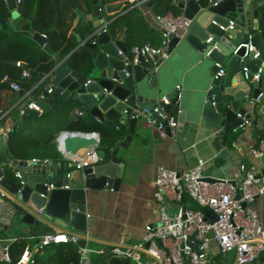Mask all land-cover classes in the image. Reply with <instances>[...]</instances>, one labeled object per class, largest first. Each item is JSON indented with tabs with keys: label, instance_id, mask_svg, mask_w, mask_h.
<instances>
[{
	"label": "water",
	"instance_id": "water-1",
	"mask_svg": "<svg viewBox=\"0 0 264 264\" xmlns=\"http://www.w3.org/2000/svg\"><path fill=\"white\" fill-rule=\"evenodd\" d=\"M5 1L14 22L0 18V23L14 30L18 20L17 0ZM80 1L90 6L91 14L76 9L78 18L91 20L93 26L86 38L77 35L79 44L70 55L84 54L77 65L70 56L63 58L50 48L46 40L49 31L41 33L31 29L30 23L20 24L19 29L31 34L55 60L46 74L31 70L26 64L23 67L40 79L39 85L52 81L54 88L51 93L45 89V98L35 101L42 112L31 107L33 98L28 97L19 99L10 112L17 111L21 122L32 123L43 113L65 104H82L90 116L107 127L121 122L124 130L127 125L128 135L114 146H103L97 131L61 132L57 137L59 149L71 159L93 148L103 159L99 164L77 170L75 162L71 169H63L58 164L16 161L9 157L8 138L0 134V225L10 229L16 227L27 234L44 226L62 231L70 229L69 232L80 239L79 246L85 247L88 240L85 233L90 221L88 200L98 191L120 189L126 170L120 151L128 148L137 126L148 122L146 114L151 113L152 118L163 122L166 131L172 134L169 121L153 111L158 103L176 122L185 108L187 116L198 127L203 123L204 128L212 132V145L217 151L222 150L221 137L231 136L242 123V119L236 117L225 124V107L245 115L248 108L241 104L248 102L264 112V107L257 104L260 95L264 98V0H213L217 5L208 0L200 3L173 0L186 17L193 19L192 24L185 34L179 30L180 37L170 35L167 58L150 52L148 61L141 60L136 65L119 54L121 50L129 55L128 32L121 37L115 36L109 28L112 21L107 22L106 14L101 10L111 0ZM145 43L150 45L146 39ZM242 43L254 47L247 56L245 47L235 53ZM180 57L191 68L188 74L194 89L191 96H185L177 88H169V68ZM149 62L154 66L148 65ZM218 63L225 67L224 74H218ZM163 97L169 104H164ZM252 123L255 126L256 120ZM18 127L19 123H16L12 130ZM257 133L253 127L252 134L257 137ZM249 164L245 157L244 170ZM206 179L217 181L210 176ZM231 182L237 183L236 180ZM191 205L188 203L185 208ZM210 214L211 210L207 211V215Z\"/></svg>",
	"mask_w": 264,
	"mask_h": 264
},
{
	"label": "crops",
	"instance_id": "crops-1",
	"mask_svg": "<svg viewBox=\"0 0 264 264\" xmlns=\"http://www.w3.org/2000/svg\"><path fill=\"white\" fill-rule=\"evenodd\" d=\"M24 1L25 0L22 2ZM22 2L20 4L17 3L18 20L15 23L17 27L12 32L16 35L13 37V40L23 41L26 37L31 38L39 46L40 50L47 55L48 59L46 62L54 64V57L44 51L42 46L33 39L31 34H26L25 31L19 29L21 26L20 24L30 23L31 29L37 31L31 19L22 15L20 10ZM172 3L174 2L172 1ZM5 4L8 8L6 1ZM35 5L36 9L41 5H46L51 9L53 13L50 17L52 30L65 35L63 36V44L58 50H54V52L56 55H60L63 58L69 57L79 44L78 36L86 38L89 34L87 30L91 29L93 26L91 20L79 19L76 9L91 14L90 6L83 4L80 0H38V4L35 3ZM163 8V6L159 7L158 0H134L133 2H129L128 0H111L108 4L109 15H106V21H114L118 17L124 16L121 22V35L123 36L128 32L126 43L129 48L134 45H145V39L149 42L150 46L156 47L159 45L162 38L157 16L162 14ZM178 11L183 13V10L179 7ZM168 13L172 12L170 11ZM90 16L91 15H89V18H91ZM8 20H13L14 22L10 11ZM50 32L51 30H49L48 36ZM48 36L46 40H48ZM70 44H73V50L67 55H64L62 50L65 46L67 47ZM83 55L82 53H74L70 56V59L73 60V64L75 63L77 65L82 60L81 57H83ZM17 62L18 61L15 62L16 65ZM185 62L184 58L180 57L172 63L173 67L169 68V75L171 77L169 88L174 89L180 86V89L177 88L178 91H181L185 96H191L194 90L191 79L188 77L191 68L187 65L188 63ZM148 65L154 66L153 62H149ZM24 70L25 68L23 67V71ZM33 70L42 72L37 69ZM35 78V82L29 89L26 88L27 82L25 84L20 82L22 90L15 91L11 87V83H19L16 79L10 81L8 87H0V134H5L7 138L8 133L16 123H19V126L23 123L20 121V113L17 111L10 112L16 102L23 97L37 100L38 95L41 94L50 83L48 81L39 85L40 79L38 77ZM257 104L264 107V98ZM241 105L251 110V104L248 102H243ZM70 106H72L70 110L69 104H65L57 110H52L53 112H59L61 116H57V118L45 123L42 130L54 132L58 137L61 132L70 131L67 126L72 121L79 120L80 118L91 120L100 126H106L90 116L88 111L82 117H75L73 115V110L82 108V104ZM182 109L183 111L178 120V128L175 131L172 130L171 135L166 130L165 135H161L148 121L147 123L137 126L136 133L128 148L121 149L120 157L122 161L126 163V170L120 189H105L98 191L88 200L87 212L90 221L88 231L85 233L88 236L86 243L88 248L102 249L107 246L112 247L117 245L132 246L142 241L145 226L149 223H156L159 218V206L155 200V179L159 166L184 171L195 166L201 158L205 161L204 174L206 176L220 178L232 177L235 174H239L241 179V177H243L241 165L244 166V158L246 157L249 159L250 164L255 163L260 168L264 169V154L259 159L253 157L252 154V149L260 148L261 142L264 140V131L262 130V126L264 125V112L261 108H254L252 113L253 118L256 120L255 128L258 130L257 137L252 134V126H248L245 130L237 131L238 134L231 145L227 142L230 136L224 135L220 139L222 145V150L220 151L215 150L212 145V132L206 130L203 123L198 127L192 118L189 117V115L187 116L185 108ZM230 113L234 114V118H236V113L233 112L231 108L225 107L224 115L227 118L225 124L230 122L228 120V114ZM117 126H120V128H117ZM121 126H123L121 122H116L115 125L112 126V128L122 136L117 142L123 140L128 135L127 125L124 126V130L121 129ZM36 130L38 131L39 129L33 128L27 133L35 134ZM57 137L55 140L59 149ZM60 152L62 153V160L55 163L52 162L51 159L49 163L58 164L63 169L66 165L71 167L69 163L71 158L61 150ZM83 154L84 153H80L77 157H81ZM9 157L16 161L21 160L14 157L10 150ZM23 161L29 164L34 163L32 159ZM49 163L44 164L46 165ZM240 179L239 181H241ZM252 207L258 213L259 220L264 228V195L258 197L256 201L253 202ZM1 215L2 206L0 205V218ZM43 230L45 232L62 231L60 229L48 228L47 226H44ZM69 230L70 229H66L65 232H69ZM20 232L21 231L16 227L10 229L9 226L4 228L0 225V237L5 239L12 240L18 237ZM29 241L35 243L37 238H29ZM94 255L96 254H93L92 258Z\"/></svg>",
	"mask_w": 264,
	"mask_h": 264
},
{
	"label": "built area",
	"instance_id": "built-area-1",
	"mask_svg": "<svg viewBox=\"0 0 264 264\" xmlns=\"http://www.w3.org/2000/svg\"><path fill=\"white\" fill-rule=\"evenodd\" d=\"M22 1L17 0V3L20 4ZM196 1L201 2V0ZM208 2L217 5V1L208 0ZM108 4L101 8L106 15H109ZM157 20L162 33L158 46L134 45L129 49L128 56L119 50L120 56L135 65L141 60L148 61L150 52L160 54L161 58H167L170 35L180 37L179 30H183L185 34L193 22V19L186 17L184 12L180 15L173 13L158 15ZM229 28H232V25ZM242 47L246 48L245 56L254 50L251 44L242 43L235 53ZM17 65L22 66V63L18 61ZM217 65L220 68L218 74H224L225 67L219 63ZM23 76H29V72L24 70ZM7 79L8 76H5L4 80ZM11 87L15 91L21 90L18 82H12ZM53 88L51 81L46 91L51 93ZM177 88L180 89V86ZM44 98L42 92L37 100ZM162 100L164 104H169L166 97ZM260 100L261 95L257 98V102ZM35 101L33 100L31 107L42 112L35 105ZM253 110L251 105V110L245 115L236 113V117L241 118L242 123L234 129V132L245 130L248 126L255 127L252 123ZM153 111L167 119L173 131L177 130L179 122L164 113L161 103H158ZM85 114L84 107L73 110L75 117H82ZM146 117L153 128H156L161 135H165L166 126L163 122L152 118L151 113H147ZM262 130L264 131V125ZM83 153L81 157L71 159L69 162L71 167L72 162H75V169L83 170L103 160L96 153L95 148ZM252 154L256 159L264 154V140L260 148L252 149ZM32 161L49 163L48 160L33 159ZM49 164L53 165L51 162ZM204 165L205 161L200 158L195 166L184 171L165 166L158 167L155 200L159 206V218L156 223L145 226L141 242L132 246H112L110 251L107 247L90 249L87 246H79L80 239L70 232L47 231L39 236H30L33 239L37 238V241L32 248L29 246L25 248L15 264H36L38 254L59 243L77 244L80 253L79 264H92L93 254L109 255L110 258L129 260L135 264H217L218 256L223 257L226 264H264V228L258 213L252 207L253 202L264 195V169L252 163L244 170V166L241 165L243 171L241 179L239 174H235L232 177L217 178V181L212 182L206 179ZM71 167L65 166V168ZM232 180L237 181L236 185L231 182ZM188 203L192 204L191 207L185 208ZM243 203H246L245 207ZM194 204L202 206L206 211H202ZM209 210L211 214L207 215ZM15 239L0 237V261L11 262L9 244ZM232 253L235 254V258L230 262L229 254Z\"/></svg>",
	"mask_w": 264,
	"mask_h": 264
},
{
	"label": "trees",
	"instance_id": "trees-1",
	"mask_svg": "<svg viewBox=\"0 0 264 264\" xmlns=\"http://www.w3.org/2000/svg\"><path fill=\"white\" fill-rule=\"evenodd\" d=\"M173 0H158V5L163 6L162 14L166 15L168 12H172L174 15H180L178 7L172 3ZM206 2L207 0H201ZM35 3L38 4V0H25L21 4V13L24 17L30 18L33 22L34 28L43 33L49 31L47 43L50 48L58 50L63 44L64 34H60L52 30V23L50 17L53 15L51 9L46 5H41L36 9ZM9 11L4 0H0V18L8 19ZM124 16H120L112 21L109 26L112 33L121 37L122 28L121 22ZM0 87H8L10 81L18 80L19 84L26 83L27 87L30 88L35 82L34 76H22L23 63L29 66L32 70L37 69L43 73H48L53 64L46 62L48 59L47 55L40 50L39 46L29 37H26L23 41L13 40L16 36L13 34V29L7 28L4 25H0ZM90 32V29L87 30ZM73 44L68 45L62 50L64 55H67L73 50ZM132 47V46H131ZM130 49V48H129ZM16 61H20L22 66H17ZM8 76L7 80L4 77ZM21 86V84H20ZM22 90V87H21ZM72 106L69 105V110ZM86 110V109H85ZM87 112V110H86ZM59 112L43 113L35 122L22 123L18 129L11 130L8 133V148L12 155L17 159L29 160L38 159L40 161L59 162L62 160V153L58 149L56 142V133L50 131H43L44 124L57 118ZM234 114H228V120L231 122L234 120ZM70 131H85L93 132L97 131L100 133L101 144L103 146H114L118 139L122 138L112 127L100 126L91 120L79 119L72 121L68 126ZM33 128L39 130L35 134H28ZM238 132H232L227 142L231 145L236 138ZM202 211H206L204 208H200ZM46 233L43 229H38L35 233L27 234L20 232L19 236L9 244V252L11 256V262H2L0 264H15L18 258L21 256L27 246L33 247V241H29L30 235H40ZM1 236V233H0ZM112 247L107 246V250L110 251ZM92 259L93 264H131V262L110 258L109 255L96 254ZM217 264H226L223 257H217ZM80 253L78 251L77 244L74 243H59L47 248L42 254L36 256V264H79Z\"/></svg>",
	"mask_w": 264,
	"mask_h": 264
},
{
	"label": "rangeland",
	"instance_id": "rangeland-1",
	"mask_svg": "<svg viewBox=\"0 0 264 264\" xmlns=\"http://www.w3.org/2000/svg\"><path fill=\"white\" fill-rule=\"evenodd\" d=\"M234 258H235V254L234 253L229 254V260H230V262L233 261ZM130 262H131V264H135L133 261H130Z\"/></svg>",
	"mask_w": 264,
	"mask_h": 264
}]
</instances>
